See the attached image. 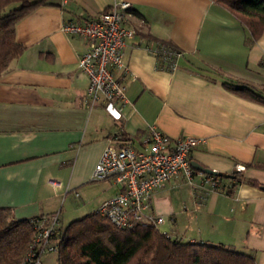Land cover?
I'll return each instance as SVG.
<instances>
[{
    "label": "crops",
    "instance_id": "1",
    "mask_svg": "<svg viewBox=\"0 0 264 264\" xmlns=\"http://www.w3.org/2000/svg\"><path fill=\"white\" fill-rule=\"evenodd\" d=\"M116 2L132 4L125 26L135 32L124 48L127 71L116 73L127 85L120 119L90 103L79 68L85 44L62 31ZM155 40L180 50L177 70L159 67ZM16 41L24 53L0 78V208L18 220L60 213L63 225L67 204L71 214L95 213L120 190L93 180L104 150L124 137L148 152L155 126L172 141L202 140L192 162L224 175L246 168L237 186L224 181L206 197L199 177L193 186L172 180L157 190L148 215L163 218L162 233L256 253L264 264V33L251 42L211 0H52L17 24Z\"/></svg>",
    "mask_w": 264,
    "mask_h": 264
},
{
    "label": "built area",
    "instance_id": "2",
    "mask_svg": "<svg viewBox=\"0 0 264 264\" xmlns=\"http://www.w3.org/2000/svg\"><path fill=\"white\" fill-rule=\"evenodd\" d=\"M131 9L130 2H116L93 19L67 22L62 26L65 34L76 36L85 44V51L79 57V68L89 78L87 97L90 103H101L116 119L121 118L123 107L128 104L127 85L116 77V73L127 71L124 48L127 40L135 36V32L125 26ZM153 53L164 58L170 71L177 70L180 52L156 47ZM148 142L150 151L140 152L124 137L116 138L104 150L95 167L94 181L109 180L119 186V193L97 210L118 229L162 224V217L148 215L150 201L157 190L172 180L193 186L199 177L204 197L219 188L214 176L197 172L191 164L190 155L202 140L183 137L172 141L152 126ZM244 170L242 166L237 167V173ZM60 220V213H56L34 222L35 234L23 264H42L46 255L57 254L53 236Z\"/></svg>",
    "mask_w": 264,
    "mask_h": 264
},
{
    "label": "trees",
    "instance_id": "3",
    "mask_svg": "<svg viewBox=\"0 0 264 264\" xmlns=\"http://www.w3.org/2000/svg\"><path fill=\"white\" fill-rule=\"evenodd\" d=\"M211 1L230 12L249 31L251 42L263 35L264 0ZM43 6H52V0H0V78L11 62L24 53V47L16 41L17 24ZM155 42V48L180 52L171 42ZM157 58L159 67L169 70L164 58ZM235 91L258 99L247 88L236 87ZM239 174H233L232 179L226 175L214 177L219 182L218 190L224 188V181H229L231 188L237 186L241 182ZM249 183L260 187L255 181ZM55 214L18 220L12 210L0 208V264H23L35 234L34 222ZM53 241L58 247L56 264H257L256 253L245 254L223 245L184 242L160 232L157 226L140 224L118 229L98 211L67 226L60 220Z\"/></svg>",
    "mask_w": 264,
    "mask_h": 264
},
{
    "label": "rangeland",
    "instance_id": "4",
    "mask_svg": "<svg viewBox=\"0 0 264 264\" xmlns=\"http://www.w3.org/2000/svg\"><path fill=\"white\" fill-rule=\"evenodd\" d=\"M76 199H74L73 197L71 198V201H73L72 203H76L74 202ZM69 205L67 204L66 205V213L64 212V224L65 225H69L71 222L75 221V220H78V219H81L83 217H85V215L88 213V212H81V211H76V212H72L71 214V211L73 210V208H70L68 207ZM79 207L75 204L74 206V210H76V208ZM162 224L158 225L157 227H159V230L161 232H163L164 230V227L163 225L161 226ZM56 260H57V255L56 254H52V255H48L46 256L45 258H43V262L42 264H56Z\"/></svg>",
    "mask_w": 264,
    "mask_h": 264
},
{
    "label": "water",
    "instance_id": "5",
    "mask_svg": "<svg viewBox=\"0 0 264 264\" xmlns=\"http://www.w3.org/2000/svg\"><path fill=\"white\" fill-rule=\"evenodd\" d=\"M191 164L197 172H200L202 174H206V175H210V176H214V177H222L224 175V174L218 173L214 170H210L208 168H205V167L201 166L200 164H198L197 162H191ZM226 178L232 179L233 176L232 175H226ZM261 189L264 190V187H261Z\"/></svg>",
    "mask_w": 264,
    "mask_h": 264
}]
</instances>
